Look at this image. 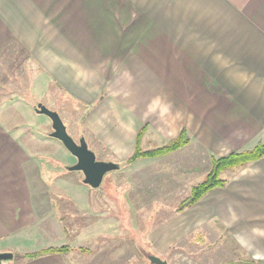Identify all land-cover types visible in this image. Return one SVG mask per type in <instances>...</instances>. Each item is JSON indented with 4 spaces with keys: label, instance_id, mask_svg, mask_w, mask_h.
<instances>
[{
    "label": "crops",
    "instance_id": "0c3cea01",
    "mask_svg": "<svg viewBox=\"0 0 264 264\" xmlns=\"http://www.w3.org/2000/svg\"><path fill=\"white\" fill-rule=\"evenodd\" d=\"M19 55L38 63L39 87L51 77L93 106L86 125L111 154L107 160L123 163L143 128L144 150L185 130L187 146L135 162L161 166L166 159V177L160 170L141 179L157 193L168 185L167 198L180 189L178 178L189 196L213 158L264 143V0H0V98L8 103L0 105V253L14 254L2 264H72L66 253L26 258L34 251L24 244L49 216L60 224L37 234L47 238L56 230L62 239L49 247L65 243L59 214L65 207L91 211L103 184L92 188L82 172L54 171L61 163L75 165L76 157L52 138L60 155L52 158L47 143L22 126L28 100L10 103L3 90L20 69ZM222 177L225 188L178 213L167 228L180 234L175 240L227 230L240 254L264 264V158ZM65 184L84 190L70 193Z\"/></svg>",
    "mask_w": 264,
    "mask_h": 264
},
{
    "label": "rangeland",
    "instance_id": "374dc122",
    "mask_svg": "<svg viewBox=\"0 0 264 264\" xmlns=\"http://www.w3.org/2000/svg\"><path fill=\"white\" fill-rule=\"evenodd\" d=\"M18 57L17 60L21 61V64H17L16 67L20 69L11 74L9 79L11 87H4L3 90L11 94V96H5L7 99L13 98L10 103L20 101L19 97L28 100L31 107V110H28L30 115L27 118L29 120L28 124H22V126L31 133L30 137L38 136L40 145L47 143L44 150L52 158H54L53 152L55 151L56 155L60 156L59 149H55V144L51 145L52 140H55L50 136L53 132L51 120L46 115L35 112L38 103H42L60 114L68 133L77 142L81 138H85L99 160L110 161L107 160L109 159L107 156L111 154L104 149L101 141H98L86 125L93 106L71 97L65 88H61V84L51 77H47L46 86L39 87L41 81H39L40 69L36 65L38 63L29 62L24 55ZM5 78L6 72L1 79L4 81ZM21 79L25 80L24 84ZM27 83L32 88L28 87ZM7 104L6 99L1 96L0 105L2 108ZM16 113L22 114L18 108ZM56 144L63 146L59 140ZM65 151L68 153L66 149ZM170 154L156 158L167 157ZM45 160L49 163L48 167H52L49 162L51 159L45 157ZM165 160L160 163L161 166L167 165ZM61 164L58 165L59 169L55 167L52 169L59 172L65 171L67 174L80 175L78 171H67L66 167L71 165L70 163L63 164L62 167ZM121 164V169L108 173L101 188L95 190L101 193V198L96 193V198L92 199V201L95 200V204L91 211L86 209V211L71 213L68 210L69 207H65V210L59 214L67 233V237L63 236V238L67 241L54 248H65L64 253L72 264H151L147 258L149 254L162 257L167 260L168 264H249L250 259L238 252L232 235L227 230L199 231L191 236H182L175 240L180 234L169 230L167 224L174 216L179 215L176 209L188 197L187 193L183 192L185 191V188L182 187L183 178L176 179L177 188L180 189H177L176 194L167 198L168 185L164 187V192L157 193L153 189L151 181L143 183L141 179L145 175H152L160 170H162L161 177H166L168 169L166 166L161 167L152 161L146 165L133 163L130 166L124 162ZM153 165H157L158 168ZM65 188L70 193H74L77 188L82 189L73 184H65ZM82 190H80L81 193ZM123 195L124 198H122ZM44 221H47L41 225L44 228H48V224L54 223V226L55 223L60 224L50 216L49 220L45 219ZM44 228L37 230L40 232ZM38 232L34 233V238L27 241L28 243L32 241L30 244H24L25 247L30 246V250L34 253L50 249V245L62 239V235L56 234V230H53L47 238L37 234ZM169 235H171L170 242H168ZM165 237H167L166 241H164Z\"/></svg>",
    "mask_w": 264,
    "mask_h": 264
},
{
    "label": "trees",
    "instance_id": "16d2710c",
    "mask_svg": "<svg viewBox=\"0 0 264 264\" xmlns=\"http://www.w3.org/2000/svg\"><path fill=\"white\" fill-rule=\"evenodd\" d=\"M145 129H143L138 136L137 145L133 154L128 158V160L124 161V164L131 165L140 159H148V158H156L160 156H164L166 154L177 151L183 147H185L190 139L188 133L184 130L180 133V135L174 140L166 143L164 146L144 150L140 144V138L144 134ZM264 158V143L258 144L251 150L233 153L225 157L221 158H213L212 167L205 177V179L199 184L195 185L191 189L190 195L184 200L179 207L176 209L177 213L184 212L188 208L196 205L203 197L212 192L217 188H225L228 184V181L224 179L222 176L224 173L231 171H237L245 168L246 166L255 163ZM122 166V164H121ZM64 253L65 248H50L43 249L36 253L26 254V258H36L42 256L44 254L51 253ZM249 264H258L255 260L250 259Z\"/></svg>",
    "mask_w": 264,
    "mask_h": 264
},
{
    "label": "water",
    "instance_id": "95a60500",
    "mask_svg": "<svg viewBox=\"0 0 264 264\" xmlns=\"http://www.w3.org/2000/svg\"><path fill=\"white\" fill-rule=\"evenodd\" d=\"M38 114L46 115L52 122L53 132L51 137L59 140L64 147L77 159V163L73 166H67L68 171H79L84 175V183L92 188H99L106 174L119 170L121 165L113 161H103L97 158V155L89 147L85 138H81L77 142L67 130L60 114L57 111L49 109L42 103H38L35 108ZM12 252L0 253V264L4 261L13 259ZM151 264H168L167 260L162 257L149 254L147 256Z\"/></svg>",
    "mask_w": 264,
    "mask_h": 264
},
{
    "label": "bare ground",
    "instance_id": "6f19581e",
    "mask_svg": "<svg viewBox=\"0 0 264 264\" xmlns=\"http://www.w3.org/2000/svg\"><path fill=\"white\" fill-rule=\"evenodd\" d=\"M14 258V257H13ZM12 260V259H11Z\"/></svg>",
    "mask_w": 264,
    "mask_h": 264
}]
</instances>
